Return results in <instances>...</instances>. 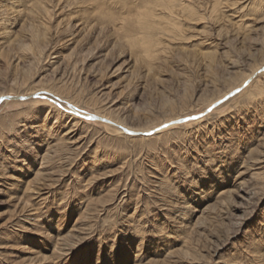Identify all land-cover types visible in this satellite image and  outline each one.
<instances>
[{
    "label": "rangeland",
    "instance_id": "obj_1",
    "mask_svg": "<svg viewBox=\"0 0 264 264\" xmlns=\"http://www.w3.org/2000/svg\"><path fill=\"white\" fill-rule=\"evenodd\" d=\"M263 56L264 0H0V264H264V71L54 103Z\"/></svg>",
    "mask_w": 264,
    "mask_h": 264
},
{
    "label": "water",
    "instance_id": "obj_2",
    "mask_svg": "<svg viewBox=\"0 0 264 264\" xmlns=\"http://www.w3.org/2000/svg\"><path fill=\"white\" fill-rule=\"evenodd\" d=\"M264 71V66L261 67L259 69V71H257L249 80L245 81L244 84L232 91H230L226 96H224L223 98L217 100L216 102H213V104L211 106H209L206 110H204V112L202 113H198L197 115H191V116H185L181 119H175V120H172V121H169L167 122L166 124H162V125H159L157 127H154L151 131H148V132H140V131H131V130H128V129H125L123 127H119L118 125L114 124L113 122H111L110 120L108 119H104L100 116H97V115H94V114H88V113H85L83 111H80L76 108H73L72 107H69L70 110L69 112L73 115H77L78 117L82 118V119H85L87 121L91 120V121H96V122H100V123H103V124H108L112 127H115L117 129H120L124 134L128 135V136H132V137H136V136H139V137H150L154 134H158L162 131H165L167 130L168 128L170 127H174V126H180V125H183L184 123H187V122H192V121H197L198 119L208 115L209 113H211L213 111V109H215L216 107L224 104L225 102L229 101V99H231L232 97L236 96L238 93H240L241 91L244 90V88H246L250 83L251 81L256 77L258 76L260 73H262ZM32 99V98H48L46 96H44V94H40V93H37V94H31L29 96H26V97H21V96H14V95H11V96H3V97H0V102L2 101H11V100H17V101H25L26 99ZM57 106H59L60 108L63 109V106L59 103V102H54Z\"/></svg>",
    "mask_w": 264,
    "mask_h": 264
},
{
    "label": "bare ground",
    "instance_id": "obj_3",
    "mask_svg": "<svg viewBox=\"0 0 264 264\" xmlns=\"http://www.w3.org/2000/svg\"><path fill=\"white\" fill-rule=\"evenodd\" d=\"M146 24V23H145ZM154 24V23H153ZM157 27V29H160L158 26H156ZM143 44H145V43H143ZM146 48V47H145ZM144 50V49H143ZM150 53V52H149ZM148 53V54H149ZM262 65H264V56H263V58L259 61V64L257 65V66H255L254 67V69L252 70V74H250V76H245V78H244V80H249L257 71V69L259 70L260 68L259 67H261ZM257 77V76H256ZM246 80V81H247ZM253 80H255V79H253ZM253 80L251 81V82H253ZM244 84V83H243ZM242 84V85H243ZM241 85V86H242ZM233 86V85H232ZM43 89V87H41L40 89H37V90H42ZM36 90V91H37ZM44 91L46 90V92H47V89H43ZM36 93L35 92V89L34 90H31L30 91V93H27L26 95H21V94H16V95H19V96H21V97H26V96H29L30 94H32V93ZM42 92V91H41ZM52 93V92H51ZM51 93H49L50 95L49 96H52V94ZM1 95V94H0ZM224 95V94H223ZM4 96V95H3ZM53 97V96H52ZM222 97V96H221ZM56 98H57V96H56ZM26 100H29V98L28 99H26ZM25 100V101H26ZM11 101H17V100H11ZM21 101H23V100H21ZM60 101H61V103L63 104V109H62V112L64 113H67L69 110H70V108L69 107H72V109L73 108H76L77 109V106L76 105H74L75 104V102H74V104H71L70 103V101L69 100H64V99H60ZM24 102V101H23ZM36 102H38V101H36ZM63 102H65V104H67V107H65L64 106V103ZM211 103H213L212 101L210 102L209 101V104H211ZM78 104V103H77ZM52 105V104H51ZM71 105V106H70ZM75 106V107H74ZM6 107V106H5ZM65 109H67L66 111H65ZM69 109V110H68ZM80 109V108H79ZM40 111V110H39ZM96 113H98V114H100L99 116L100 117H102V118H106V119H108V120H110L111 122H113L114 124H116V125H118L119 127H123V128H125V129H128V130H131V131H134V132H136V131H138V128H136V129H134L133 128V126L131 127V126H129L128 124H126L125 122H124V120H122L121 118H119L117 115H115V114H112V113H101V112H98V111H95ZM68 114V113H67ZM121 114V113H120ZM69 116L71 117V118H73L72 120L74 121V118H75V116L76 115H71V114H69ZM98 116V115H97ZM115 128V127H114ZM116 129V132H121V130L120 129H117V128H115ZM139 130H145V129H139ZM140 132H148V131H140ZM36 257V256H35ZM40 261V260H39ZM41 262V261H40Z\"/></svg>",
    "mask_w": 264,
    "mask_h": 264
}]
</instances>
